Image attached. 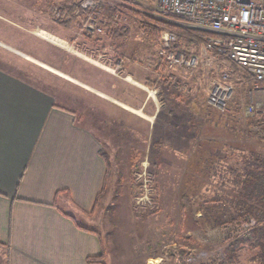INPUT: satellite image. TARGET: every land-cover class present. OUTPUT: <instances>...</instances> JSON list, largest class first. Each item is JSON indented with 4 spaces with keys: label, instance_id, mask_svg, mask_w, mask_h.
Masks as SVG:
<instances>
[{
    "label": "rangeland",
    "instance_id": "obj_1",
    "mask_svg": "<svg viewBox=\"0 0 264 264\" xmlns=\"http://www.w3.org/2000/svg\"><path fill=\"white\" fill-rule=\"evenodd\" d=\"M73 1L0 0V67L53 89L55 102L73 109L99 138L109 160L107 184L95 213L82 223L104 239L109 264L215 262L234 237H248L254 230L235 235L223 229L238 211L233 204L238 184L225 167H241L251 151L264 158V140L230 131L238 120L251 118L244 115L248 101L244 85L236 87L233 98L239 111L232 109V100L225 110L212 108L209 113L207 98L214 77L206 69L166 67L161 75L169 84L150 89L142 79L154 80L159 56L138 30L139 18L125 15L131 28L124 42L128 53L116 63L118 53L110 46L91 50L77 45L87 34L81 30L84 20L69 31L53 22L48 5ZM40 32L62 46L43 39ZM129 55L135 58L132 64ZM241 74H233L234 84ZM254 84L260 90L253 101L264 107V83L249 78V87ZM209 140L214 142L209 147L216 149L210 170L205 166L192 171L197 161L193 154L198 149L209 154L205 146ZM183 194L190 200L185 215L180 211ZM215 197L222 199L219 225L202 217L204 201ZM253 252L244 248L238 260L254 264L249 262Z\"/></svg>",
    "mask_w": 264,
    "mask_h": 264
},
{
    "label": "crops",
    "instance_id": "obj_2",
    "mask_svg": "<svg viewBox=\"0 0 264 264\" xmlns=\"http://www.w3.org/2000/svg\"><path fill=\"white\" fill-rule=\"evenodd\" d=\"M240 72L250 102L260 89ZM20 76L0 67V264H90L102 253L109 264L82 223L104 195L108 156L73 109Z\"/></svg>",
    "mask_w": 264,
    "mask_h": 264
},
{
    "label": "trees",
    "instance_id": "obj_3",
    "mask_svg": "<svg viewBox=\"0 0 264 264\" xmlns=\"http://www.w3.org/2000/svg\"><path fill=\"white\" fill-rule=\"evenodd\" d=\"M80 2L81 0H74L70 4L62 5L50 3L48 6L50 8V14L53 22L66 31L72 30L77 23L87 18V14L85 13H81L80 15H75L74 13ZM126 14L139 18L138 30L144 37V40L150 50L157 49L160 34L164 30L174 33L177 36L176 43L171 46V50L174 51H186L190 48H196L204 45L207 38H215L219 36L211 31L182 26L170 19L151 16L141 9L132 8L130 6H126L125 4L116 3L112 7L108 4V1H105L100 4L96 12L92 15L93 19L103 20L106 23L103 31L101 33L84 34L81 37V40H79L78 43L76 42L77 45H79V47L88 45L87 47H91V50H102L105 47L110 46L114 53H118L115 54V62L117 63V61H123V57L126 59L125 54L128 53L124 42L131 34V28L128 24H126ZM72 42L74 43V39ZM127 58H130L129 62L131 64L134 63L135 58L132 55H129ZM232 66L234 73L237 75L240 74V69L235 65ZM166 67L167 66L164 60H161V62L157 64L155 70H153L155 77L154 80L145 77L142 79V83L153 90L160 89L162 86L169 84L166 80L167 78H164V76L161 75V72L163 73L167 70ZM35 86L45 90L51 95H54L53 89L45 85ZM143 98H145V95ZM246 103H249V100H246ZM231 107L234 111H239L240 104H238L237 98L232 101ZM211 110L212 107L208 106L207 112L209 113ZM239 130L240 132H245L254 140H264V115H254L245 121L238 120L234 126L230 127V131L234 133H237ZM209 141L206 142L205 145L210 150L208 151L210 152L209 154H204V152L202 150L200 151V149H198L199 151L197 154L195 152L196 155L193 154V158H196L197 161L194 164L195 170L193 169L192 171H201L202 167L205 166L209 169L210 163L214 162V152L216 149L209 147L210 144L214 143L213 141ZM102 155L106 158L105 152H102ZM193 158L190 160L193 161ZM234 163L237 164V161ZM216 167L218 166L216 165ZM225 169H227L225 173L231 174L233 176V180H236L235 182L238 184L237 196L233 200V204L236 205V210L238 209L237 215L230 216V220L228 222L229 224L225 225L238 224L239 220L246 216L260 218L259 216L264 214V158L251 151L249 157L244 160L241 167L237 168L230 166L227 168L225 167ZM192 171L191 175L193 176ZM108 173L109 169L107 168V178ZM103 191L104 188L102 192ZM99 196L100 194L97 195L96 203L98 202ZM221 205L222 199L218 197H215L211 202H208L207 200L204 201L201 206L202 217H204L206 221H212L215 225L223 224L219 215ZM189 210L190 200L187 194H183L180 201V211L183 215H185ZM236 237H234L235 240L228 243L219 252L216 261L211 264H242L238 258L240 259V251L244 248L254 251L250 257V263L264 264V222L259 223L248 237ZM87 261L90 264H105L103 253L100 256L90 257Z\"/></svg>",
    "mask_w": 264,
    "mask_h": 264
},
{
    "label": "built area",
    "instance_id": "obj_4",
    "mask_svg": "<svg viewBox=\"0 0 264 264\" xmlns=\"http://www.w3.org/2000/svg\"><path fill=\"white\" fill-rule=\"evenodd\" d=\"M105 1L112 7L116 3L125 4L154 17L218 34V37L207 38L199 47L174 51L171 46L176 43L177 36L164 30L157 47L158 63L164 60L169 69L180 68L190 72L206 69L213 74L207 98L213 109L225 110L234 98L236 87L241 88L245 83L239 80L234 84L232 65L255 83H264V0H149L147 3L139 0H81L75 14H87L82 31H103L106 23L93 19L92 15ZM250 96L252 99L253 93ZM252 101L246 103L244 115H264V107ZM259 217L264 220V214ZM257 224L258 217L246 216L242 222L223 229L242 235Z\"/></svg>",
    "mask_w": 264,
    "mask_h": 264
},
{
    "label": "bare ground",
    "instance_id": "obj_5",
    "mask_svg": "<svg viewBox=\"0 0 264 264\" xmlns=\"http://www.w3.org/2000/svg\"><path fill=\"white\" fill-rule=\"evenodd\" d=\"M40 33H41V35H39V36H41L43 39H46V40H48V41H50V42H52V43H54L60 47L62 46L61 43L59 41L55 40L53 37L47 36L46 34H45L46 36H44L43 32H40Z\"/></svg>",
    "mask_w": 264,
    "mask_h": 264
}]
</instances>
